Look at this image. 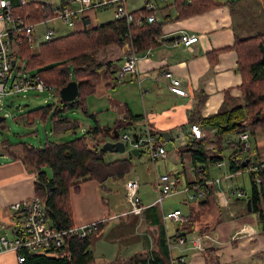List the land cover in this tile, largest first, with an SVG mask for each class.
Instances as JSON below:
<instances>
[{
  "label": "trees",
  "instance_id": "1",
  "mask_svg": "<svg viewBox=\"0 0 264 264\" xmlns=\"http://www.w3.org/2000/svg\"><path fill=\"white\" fill-rule=\"evenodd\" d=\"M9 1L13 16L23 18L26 23L35 25L52 17L50 4L46 2L29 0L22 5L20 0ZM222 4L217 0H173L168 6H173L175 20H180ZM226 4H229V10L234 12L237 1L230 0ZM152 12L142 6L131 11L133 19L129 22L124 18H113L89 28L75 27L69 32L38 43L37 51L32 50V35L22 34L15 38L13 57L24 62L25 70L37 75L57 94L69 81H75L78 88L77 97L71 102H64L58 97L54 104L28 110L26 124H32L37 116L50 115L52 135L75 134L80 125L76 119L67 116L70 110H80L83 114L90 115L95 122L79 136L67 142L46 140L39 147L25 142L6 146L7 153L19 159L33 174V195L42 201L46 219L54 227L68 229L74 225L69 196L71 191L75 193L79 191V184L93 180L100 185V190L105 192V182L120 181L123 184L133 167L131 154L127 158L107 162L104 159L107 152L101 145L109 140L113 130L117 131L118 135L126 133L124 130H130L141 120V115L130 113L126 119L116 120L112 126H101L95 120V115L88 112L85 100L87 96L94 94L95 83L100 78L112 79L111 75L115 72L118 62L122 60V63L127 54L132 51L142 54L163 42L161 28L169 20L148 22L146 17ZM140 18L141 22L137 23V19ZM247 24L248 34L244 37L235 34L231 47L236 54L235 70L241 76L238 86L240 95L233 97L226 91L219 109L207 116L200 114L204 95H199L188 113L187 122L198 123L201 128H211L213 134L210 138L202 139L188 137L184 145L177 147V153L181 160L184 155L189 157L194 179L188 181L186 186L199 185L197 191L202 192L203 196L199 197L195 193L192 202L204 209L210 204L213 205V190L211 185L206 183L214 179L210 172L212 167L217 168L218 163L223 162L231 177L241 171L248 172L250 193L247 198L250 200L251 211L247 213L255 214L257 225L264 236V160H261L257 153L253 158L251 148L244 149L238 136L243 132L247 133L249 141L254 140L256 150L259 144L258 135L264 144V31L256 27L253 18ZM122 47H126L122 52L123 57L121 55L115 60L107 61L104 59L107 51ZM213 52L210 53L211 63L215 61L211 59L215 54ZM100 54L102 55L99 56ZM3 122L4 119L0 121V125ZM129 134L133 137L139 136L135 132ZM152 134L159 143L157 134L154 131ZM208 146L210 148H207ZM140 154L141 152L138 156ZM246 159L247 164L242 166ZM102 201L105 203L104 197ZM157 204L155 202L144 207L138 214L145 224L157 228L156 248L152 251L149 248L142 249L140 253L122 259V262L120 259H114L103 264H168V232ZM194 214L191 207L188 212L181 213L182 221L176 223L174 234L185 235L191 232L195 222ZM105 224L106 220L100 222L97 230L86 238L66 237L63 246L57 249L37 253L22 249L20 253L24 255V261L20 264H96L90 245ZM203 251L212 250L209 248Z\"/></svg>",
  "mask_w": 264,
  "mask_h": 264
},
{
  "label": "crops",
  "instance_id": "2",
  "mask_svg": "<svg viewBox=\"0 0 264 264\" xmlns=\"http://www.w3.org/2000/svg\"><path fill=\"white\" fill-rule=\"evenodd\" d=\"M144 1L146 0H143L142 6H144ZM172 1L170 0L164 5H157L158 12L154 11L157 21H169H166L161 28L163 42L150 50V55L142 57L138 61L137 73L126 74L124 79L118 81L116 73L121 60L111 75L112 79L109 80L108 77L101 79V84H98L95 90L97 92L100 89L98 96L105 100L107 110L115 117L114 122L126 119L130 113L141 115V120L137 121L130 130L123 129L124 132L128 134L135 132L142 135L146 123L150 131L157 134L159 143L163 146L168 141L177 142L176 131L178 128H187L188 113L199 95H204V101L200 107L201 116L215 113L221 106L226 91L233 97L240 95L238 86L241 76L235 70L236 54L231 48L234 36L238 34L244 37L248 34L246 6L251 4L252 12L253 8L257 10V7H260L259 20L255 21L256 26L261 20L260 15L264 14V6H258L253 0H231L237 1L234 12H231L229 4H226L230 0H217L223 4L206 12L175 20V10L173 6H168ZM257 1L259 2V0ZM108 6H111L114 11L113 3L102 8L85 11L77 21L76 28H89L101 24L98 23L96 11L107 9ZM260 22V28L263 29V20ZM181 35H196L197 40L190 45V48H186L179 42ZM125 50L126 47L111 49L103 57L106 61L115 60ZM212 51L215 52L211 57V59H215L214 63L210 61ZM164 71H171L173 76L180 80V84L186 92L185 96L176 95L168 90L169 80L163 77ZM201 130L203 138H210L213 134L211 128L202 127ZM3 156H6V160L0 159V224L8 226L11 223V228L15 223L11 205L34 194V177L19 159L11 157L7 151ZM221 167H224V164ZM217 168L220 167L217 166ZM220 185L221 183L211 186L213 205L210 204L204 209L197 204L194 205L193 200L190 204L186 202L195 213L202 211L206 213V217H210L209 220H205L206 217H201L198 221L195 219L191 232L186 234L210 232L219 243L213 246L207 245L204 248H211L212 251L187 255L186 261L182 264H264V236L260 232L256 218L247 213L246 207L241 201L243 195H236L242 191L228 186L230 195L238 197L235 200H230ZM104 186L106 191L111 193L106 182ZM103 195L100 185L93 180L79 184L77 193L71 191L69 198L73 224L81 225L90 221H103L110 217L109 201L107 202ZM102 197H104L105 203L102 201ZM154 203L155 200L147 205L150 206ZM119 212L122 215L126 210ZM181 213L183 212L181 211ZM137 216L139 215L133 214L132 226L137 225ZM172 223L173 226H176L177 222L172 221ZM196 223L202 224L197 225ZM147 227L145 224L142 228L140 226L142 234L139 232L135 238L133 237V242H138H135L138 244V248L139 246L141 249L149 248L152 237L157 236V228L151 226V237L146 233ZM240 230L244 232L239 234ZM0 264H18L16 254L12 251L1 254Z\"/></svg>",
  "mask_w": 264,
  "mask_h": 264
},
{
  "label": "built area",
  "instance_id": "3",
  "mask_svg": "<svg viewBox=\"0 0 264 264\" xmlns=\"http://www.w3.org/2000/svg\"><path fill=\"white\" fill-rule=\"evenodd\" d=\"M165 2L166 0H157ZM27 1L20 0V4L24 5ZM114 4V18H124L127 22L133 19L131 11L126 9L125 0H63L56 5L50 4L53 20H59L69 27L75 28L77 21L87 10L102 8L108 4ZM144 7L147 11H155L157 5L151 0L144 1ZM148 22L156 20L152 12L146 17ZM141 18L137 19V23L141 22ZM34 24L26 23L19 16H13L11 11V3L9 0H0V102L7 96H12L19 92L28 90L52 91V87L46 85L37 75L29 72H23L21 75L17 72L25 70L23 61H19L13 57L15 49L14 41L16 37L22 34L32 35ZM54 28L46 30V39L52 37ZM197 40L196 35H181L179 42L186 48ZM150 50L139 54L131 52L127 54L116 73V79L121 81L126 74L137 73V64L142 57L150 55ZM15 71V72H14ZM163 77L168 78V90L176 95L185 96L186 92L180 84V80L175 78L171 71H164ZM10 81V86L7 83ZM1 109V106H0ZM240 141L244 145V149H249L250 141L247 133L243 132L238 135ZM202 139L203 132L198 123H189L187 128L180 127L176 131V139L180 145H184L187 138ZM116 140L123 141L125 150L137 148L139 152L143 149L147 151L150 159L154 162L157 159L166 158L167 151L163 145L157 143L155 136L151 133L148 125L145 123L142 135L135 136L123 133L118 135ZM141 146H143L141 148ZM207 148H210L208 146ZM219 162L218 166L223 165ZM227 177H231L229 174ZM179 177L174 174H163L156 178V188L158 190V198L156 203L161 204L163 198L173 193H186L189 200L195 199V193L199 197L203 196L202 192H198L199 185L192 187L185 186L183 189H177L179 185ZM208 185H219L220 179H212L206 182ZM125 200L129 206L128 210L122 215L129 213L138 215L144 208L137 196L138 182L136 179H127L123 183ZM195 189V191H193ZM242 196L243 193H236ZM11 209L14 211L15 223L10 228V233L6 230V225L0 229V255L13 251L16 253L18 263L24 261V255L20 253L22 249L30 253H37L44 250L57 249L63 246L66 237L86 238L97 230V226L102 221H90L81 225H73L68 229H60L50 225L46 219L45 210L42 201L32 195L19 202L13 203ZM163 221L171 220L173 222H181V211L162 213ZM244 231L240 230L239 234ZM218 240L210 232H196L194 234L181 235L179 233L169 235L167 238V250L169 252L168 264H182L186 261L187 255L191 253L202 252L207 245L218 244Z\"/></svg>",
  "mask_w": 264,
  "mask_h": 264
},
{
  "label": "rangeland",
  "instance_id": "4",
  "mask_svg": "<svg viewBox=\"0 0 264 264\" xmlns=\"http://www.w3.org/2000/svg\"><path fill=\"white\" fill-rule=\"evenodd\" d=\"M29 1V0H26ZM41 2L50 3L56 5L60 2V0H38ZM156 5H164L169 3L170 0H166L165 2H158L157 0H151ZM258 4V6H264V0H253ZM143 0H126V9L128 11H132L134 9L140 8L142 6ZM261 5H260V4ZM137 6V7H136ZM109 7V8H108ZM107 9H102L96 11L98 23L106 22L108 20L113 19V8L108 6ZM132 7H136L131 9ZM245 8V7H244ZM243 8V9H244ZM259 10L260 7H257V10L252 12L251 4L246 6L245 11L248 13L247 21L251 22L252 18L256 14H258L254 20H259ZM157 11V10H156ZM155 11V12H156ZM158 12V11H157ZM261 20H263L262 31H264V14L260 15ZM257 19V20H256ZM260 20V21H261ZM257 24V28L261 26V22ZM54 27L55 32L52 35L59 36L63 33L69 32L73 30V27H69L66 24H63L59 20H53V18H49L43 22L34 25L33 35L34 39L32 42V50L37 51L38 43L44 41L47 37L46 30L48 28ZM100 54L99 56H101ZM24 65V62H22ZM15 72V71H14ZM23 72H28L27 70H23L22 72H17L18 74H22ZM101 79L95 83L97 87L98 84H101ZM7 86H10V81L7 83ZM100 89L94 92V94L87 96L85 103L87 110L90 114L95 115V120L98 121V124L101 126H112L115 117L111 114L110 111L107 110L105 106V100L101 98L99 95ZM98 93V94H96ZM59 97V94L44 90V91H36V90H28L25 92H19L12 96H7L0 102V115L4 116V122L0 125V159L6 160V154L8 144H15L17 142H25L27 144L39 147L46 140L55 141L57 143L67 142L68 140L74 138L75 136H79L84 129L92 126L94 124V119L90 117V115L83 114L80 110H70L67 112V116L70 119H76L80 125V128L77 130L75 134L72 133H64L58 135H52L50 133V115L40 117L34 119L33 123L28 125L26 124V116L27 111L35 109L37 107L45 106L47 104H54L55 99ZM13 101L12 104H9L10 101ZM17 106V108H16ZM25 117V118H24ZM122 132V131H121ZM259 144L257 150L255 149V143L252 139L250 141V153L253 158H255V154H259V158L264 160V144L260 140L261 136H257ZM168 141L164 144V148L167 151L166 158L157 159L154 162L150 159V156L147 154V151L143 149L141 154L137 157L132 158L133 167L126 178L129 179H137L138 182V191L137 196L141 200L142 204L148 206L147 204L151 203L153 200L158 198V190L156 188V178L163 174H174L178 175L180 178V184L177 189H183L186 186L188 181L194 179L193 171L191 169L190 161L188 155H184L183 159L178 156L177 147L179 146V141ZM129 148L126 149L123 153H112L107 152L105 154L104 159L108 162L115 159L127 158L129 157ZM227 153H225L226 156ZM1 161V160H0ZM225 162V161H224ZM213 178H219L221 185L220 188L226 193V197L230 198V200H235L238 198L236 195H230V189L228 186L235 188V190H241L243 196L241 197V201L246 207V200L250 193V182L248 178V172L241 171L235 174L231 179H229L226 175L228 174L226 167H212L210 169ZM107 187L111 189V193L109 191L103 192L106 201H109L110 207V215L113 218L107 217L106 224L104 227L99 230L96 237L93 239L90 250L95 257L96 264H103L108 262V260H117L122 262V259H127L132 257L134 254H138L141 252V248H138V242H133V237L135 238L138 233L142 234V230H140L145 224L143 220L137 216V225L132 226V217L133 214L121 215V210H128L129 206L125 200L123 188L121 189V185L123 184L120 181H109L106 182ZM238 192V191H237ZM231 196V197H230ZM188 199L186 193H173L163 198L161 204H157V208L159 213H167L174 209H179L183 213L188 212L189 207L185 204ZM189 200V199H188ZM192 201V200H190ZM115 214V215H113ZM252 217H255L254 213H251ZM108 216V215H107ZM195 219L198 221L201 217H206L205 212H196L194 214ZM210 217H206L205 220H209ZM203 223V222H202ZM202 223H196L200 225ZM165 227L169 235H173L176 229V226H173L172 221L166 220ZM11 225V223H10ZM10 225L6 227L8 233H10ZM147 225V224H145ZM141 226V228H140ZM148 226V225H147ZM2 223L0 224L1 229ZM146 233L152 237L151 226L149 225L146 229ZM156 237H152V241L150 242L149 249L156 248ZM13 252V251H12ZM15 253V252H14ZM16 254V253H15ZM17 258V256H16ZM17 261V260H16ZM18 263V262H17ZM20 264V263H18Z\"/></svg>",
  "mask_w": 264,
  "mask_h": 264
},
{
  "label": "water",
  "instance_id": "5",
  "mask_svg": "<svg viewBox=\"0 0 264 264\" xmlns=\"http://www.w3.org/2000/svg\"><path fill=\"white\" fill-rule=\"evenodd\" d=\"M59 97L64 102H71L76 99L78 94V88L75 81H69L65 86L59 89L58 91ZM13 101L11 100L9 104H12ZM17 108V106H16ZM5 117L0 115V121L3 120ZM165 134V133H163ZM118 137V132L113 130L111 132V136L109 137V140L104 141L101 145V148L106 152H112V153H123L125 151V144L123 141L116 140ZM129 153L136 157L139 154V149L137 148H130ZM248 160L246 159L242 166H245L247 164ZM246 210L248 212L251 211V205L250 200L247 198L246 200Z\"/></svg>",
  "mask_w": 264,
  "mask_h": 264
},
{
  "label": "bare ground",
  "instance_id": "6",
  "mask_svg": "<svg viewBox=\"0 0 264 264\" xmlns=\"http://www.w3.org/2000/svg\"><path fill=\"white\" fill-rule=\"evenodd\" d=\"M143 146H141V148H142ZM173 212V211H172ZM13 213H14V211H13ZM7 227V226H6Z\"/></svg>",
  "mask_w": 264,
  "mask_h": 264
}]
</instances>
